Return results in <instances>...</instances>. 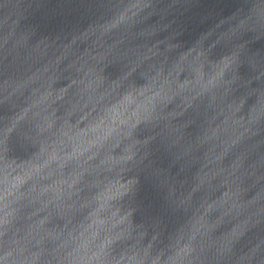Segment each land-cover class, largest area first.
I'll return each mask as SVG.
<instances>
[{
    "label": "water",
    "instance_id": "95a60500",
    "mask_svg": "<svg viewBox=\"0 0 264 264\" xmlns=\"http://www.w3.org/2000/svg\"><path fill=\"white\" fill-rule=\"evenodd\" d=\"M0 264H264V0H0Z\"/></svg>",
    "mask_w": 264,
    "mask_h": 264
}]
</instances>
